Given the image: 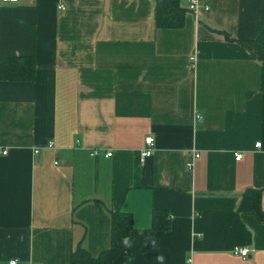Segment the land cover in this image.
<instances>
[{"label": "crops", "instance_id": "1", "mask_svg": "<svg viewBox=\"0 0 264 264\" xmlns=\"http://www.w3.org/2000/svg\"><path fill=\"white\" fill-rule=\"evenodd\" d=\"M181 5L183 26L161 29L155 0L0 2V58L36 65L0 82V264L97 256L114 211L134 224L114 264H264V221L239 210L250 188L264 210L262 64L240 43L264 0Z\"/></svg>", "mask_w": 264, "mask_h": 264}, {"label": "trees", "instance_id": "2", "mask_svg": "<svg viewBox=\"0 0 264 264\" xmlns=\"http://www.w3.org/2000/svg\"><path fill=\"white\" fill-rule=\"evenodd\" d=\"M156 23L161 29L181 28L184 24L186 9L181 0H155ZM244 47L252 50L262 64V87L264 92V16H260L256 25V37L252 40L240 42ZM36 65L33 57L14 56L0 58V82L32 81L35 77ZM263 190L247 189L240 202L241 212L254 213L264 221L262 209ZM169 213L165 210H155L152 215L153 230H167L170 222ZM134 230L131 215L121 211H114L111 222L110 247L97 256H93L84 248H77L71 254L70 264H114L122 252L130 244V235Z\"/></svg>", "mask_w": 264, "mask_h": 264}, {"label": "built area", "instance_id": "3", "mask_svg": "<svg viewBox=\"0 0 264 264\" xmlns=\"http://www.w3.org/2000/svg\"><path fill=\"white\" fill-rule=\"evenodd\" d=\"M128 1H133V0H128ZM2 4H7V5H15L19 3V0H0ZM199 8V0H189V9L191 12L197 10ZM206 9H209V7H205ZM196 58L195 56H192L190 58V68L193 69L195 65ZM155 146H156V141L153 136H148L145 140V148L141 152V158L142 160H145L148 157H151L155 151ZM49 148L54 147V143L50 142L49 145L47 146ZM257 147H260V144H257ZM35 153H38L39 150H35ZM8 154V150L6 149H1L0 148V156H6ZM108 156H111V154H108ZM196 158L199 157V155L195 156ZM243 158V154L241 153H235V159L236 161H240ZM193 164L188 163L187 167L192 168ZM233 254L236 256H241L243 258L248 257L250 254V249L248 247H243V248H238L236 247L233 250ZM11 264H16V261L11 262Z\"/></svg>", "mask_w": 264, "mask_h": 264}, {"label": "bare ground", "instance_id": "4", "mask_svg": "<svg viewBox=\"0 0 264 264\" xmlns=\"http://www.w3.org/2000/svg\"><path fill=\"white\" fill-rule=\"evenodd\" d=\"M236 160V159H235Z\"/></svg>", "mask_w": 264, "mask_h": 264}]
</instances>
